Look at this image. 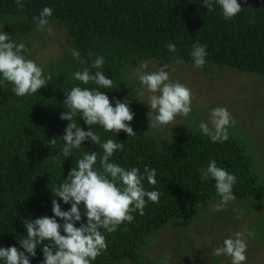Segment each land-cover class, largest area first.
Wrapping results in <instances>:
<instances>
[{"label": "trees", "instance_id": "obj_1", "mask_svg": "<svg viewBox=\"0 0 264 264\" xmlns=\"http://www.w3.org/2000/svg\"><path fill=\"white\" fill-rule=\"evenodd\" d=\"M21 2L23 9L17 7L15 0H0V25L4 23L2 30L9 33L11 40L17 44L24 42L28 48L27 38L42 31L37 30L33 17L48 6L53 9L48 25L64 32L67 48L57 59L40 66L45 76L51 75L52 79L36 94L18 97L12 91V83H0V247L20 248L19 240L27 234L24 220L54 216L51 189L64 182L85 152L96 151V167H100L103 149L90 140L73 149L71 156H59V162L53 159L64 147L61 137L69 123L60 118L62 112L69 110L63 103L65 93L75 86L103 91L113 106L116 100L128 101L135 114L130 122L134 136L129 137L123 130L116 134L106 132L99 125L92 130L102 142L113 139L123 143V151H116L110 162L125 169L138 167L142 174L145 165L156 169V185L149 184L146 178L143 184L147 191L160 192L159 203L148 201L144 215L133 213L134 220L122 223L113 233L101 229L107 250L91 264H165L151 258L145 246L167 226L178 222L186 226L199 219L219 198L215 181H202L199 171L212 160L237 177L233 188L235 200L246 202L248 210L257 213V236L264 237L261 149L242 131L236 133L231 129L227 141L214 143L201 133L197 120L175 129L169 138L162 137L159 129L149 127L140 83L130 75L135 60H180L194 64L190 52L199 42L207 45L205 69L218 65L264 77V0H238L242 11L231 20L224 19L215 0L211 11L204 7V0ZM169 42L176 45L175 52L165 46ZM73 49L79 51L85 63L74 59ZM97 56L105 59L101 69L92 67ZM84 68L92 74L102 71L113 81V89L75 80L73 73ZM77 124L89 130L90 126L79 117ZM53 138L55 147L49 145ZM55 199L62 210L70 209V204L59 197ZM56 219L63 223L59 217ZM82 220L86 222L87 217L82 216ZM36 253L29 257L31 264H42V246L37 247ZM0 264L5 262L0 260Z\"/></svg>", "mask_w": 264, "mask_h": 264}, {"label": "clouds", "instance_id": "obj_2", "mask_svg": "<svg viewBox=\"0 0 264 264\" xmlns=\"http://www.w3.org/2000/svg\"><path fill=\"white\" fill-rule=\"evenodd\" d=\"M19 9L24 8L21 0H15ZM221 9L225 20H231L242 11L238 0H215ZM204 7L209 11L213 8V0H204ZM53 14L51 7L45 6L38 17H33L37 30L41 31L48 25V18ZM170 52L176 51V45L169 42L165 45ZM207 45L195 43L190 56L197 68H202L207 56ZM28 48L24 42H13L9 33L0 29V76L3 81L12 83V91L18 97L33 95L42 87H47L52 79L45 76L42 67L35 61L26 59L24 53ZM72 56L80 63H85L78 50H72ZM105 64L103 56H97L92 63L93 68L101 69ZM149 61L140 62L135 75L144 92H147L150 111L147 113L149 127L160 129L175 123L176 117H187L192 112L193 93L179 81H172L170 73L163 64L155 71H146ZM73 78L83 84L94 83L101 88L113 89V81L106 77L102 71L92 74L88 68L73 73ZM63 103L69 109L61 113L60 118L67 120L64 135L61 139L64 147L59 155L53 159L59 162V156H71L73 149H79L82 142L90 140L103 149L99 157L96 151L85 152L78 159L76 165L68 172L67 178L58 187L51 189L53 193L52 212L54 216H42L36 219L24 220L27 229L25 238L19 240L20 248L16 246L0 247V260L5 264H31L30 256L37 255L36 249L42 246V264H91L97 257L107 250L105 235L113 233L124 222L134 220L133 213L144 215L146 203L151 201L159 203L160 192L147 191L144 188L145 178L148 183L155 186L156 169L144 167V173L138 167L125 169L110 158L116 151H123V143L113 139L105 142L92 129L94 125L101 126L106 132L119 133L123 130L129 137L136 134L130 126L134 119L128 101L116 100L115 106L110 102L109 96L98 89L73 87L65 93ZM140 101V100H139ZM144 103V102H143ZM77 117L90 126L88 131L79 127ZM232 114L224 107L210 110L208 122L199 124L203 135L208 136L212 142L223 143L229 139V126H235ZM49 145L55 147L56 138L49 140ZM201 180L213 179L220 202L212 206V211H223L226 206L236 199L233 188L237 177L225 169L218 167L215 160L209 162L206 168L199 169ZM55 197H59L65 204H70L69 210H62ZM147 198V200L145 199ZM83 208V212L82 209ZM86 216V222L82 220ZM59 217L63 223L56 219ZM239 218V213L237 215ZM80 222V226H76ZM63 230V235L61 234ZM127 230V229H124ZM249 236L254 235L249 232ZM243 232H235L232 237L225 238L221 246L212 251L213 256L226 255L231 258V264H244L246 262L247 243ZM23 249V250H21ZM171 257L165 258V264Z\"/></svg>", "mask_w": 264, "mask_h": 264}, {"label": "rangeland", "instance_id": "obj_3", "mask_svg": "<svg viewBox=\"0 0 264 264\" xmlns=\"http://www.w3.org/2000/svg\"><path fill=\"white\" fill-rule=\"evenodd\" d=\"M4 23H1L2 29ZM35 37H28L30 42L26 59H31L39 66H45L57 59L65 50V34L52 25L45 27ZM135 60L131 67V76H136L140 62ZM163 64L170 73L172 81H179L193 93L192 112L187 117L177 116L171 125L159 129L162 137L169 138L172 132L182 125L194 120L208 122L210 110L216 107L227 108L235 120V126L228 129L249 137L250 141L261 149L264 158V77L238 71L234 68L211 65L210 69L197 68L194 64L175 60H149L146 71H155ZM140 97L145 104L148 93L140 84ZM147 105V104H146ZM150 111L147 105L146 112ZM220 202V197L212 201L199 219L184 226L181 222L171 224L160 231L145 246L146 253L153 259L167 264H231L226 255L213 256L214 248L222 245L225 238H230L237 231L244 233L247 243L246 262L244 264H264V237L257 236L259 229L255 226L257 213L248 210L246 202L234 200L223 211H212V206ZM239 213V218L237 215ZM251 232L254 235L249 236ZM130 264V263H125Z\"/></svg>", "mask_w": 264, "mask_h": 264}]
</instances>
